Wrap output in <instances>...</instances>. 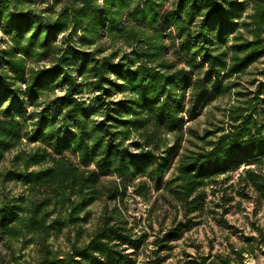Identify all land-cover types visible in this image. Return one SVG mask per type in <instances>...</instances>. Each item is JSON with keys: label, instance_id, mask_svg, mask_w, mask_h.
Returning <instances> with one entry per match:
<instances>
[{"label": "trees", "instance_id": "obj_1", "mask_svg": "<svg viewBox=\"0 0 264 264\" xmlns=\"http://www.w3.org/2000/svg\"><path fill=\"white\" fill-rule=\"evenodd\" d=\"M0 30V165L15 152L0 180L24 188L0 202V264H135L147 233L129 187L175 212L151 264L221 175L250 165L240 180L264 196V81L241 83L264 58V0H0ZM226 96V126L183 147L186 122Z\"/></svg>", "mask_w": 264, "mask_h": 264}, {"label": "rangeland", "instance_id": "obj_2", "mask_svg": "<svg viewBox=\"0 0 264 264\" xmlns=\"http://www.w3.org/2000/svg\"><path fill=\"white\" fill-rule=\"evenodd\" d=\"M4 35L0 30V47H3ZM264 58L251 68V75H246L242 80L243 86L254 89L246 81L256 79V83L264 81ZM63 92L57 91L56 94ZM96 93L87 90L77 96L85 100L88 106L94 104ZM120 95L117 94V97ZM233 103V97H220L204 107L194 118L186 122L183 133V147H190L193 142H198L194 136H202L207 131H213L218 126H226V111ZM30 107L26 113L30 112ZM33 143L23 140L21 147L29 148ZM15 152L5 155V160L0 165V169L10 166V159ZM250 166V165H249ZM240 165L233 171L221 175L217 183L206 188V198L196 211L188 215L189 226L183 231L180 239L171 242L168 250L158 253L162 262L160 264H199L200 257L208 256V261L216 254L226 255L230 258V264H264V196L254 190L253 187L243 186L246 182L240 180L244 169L249 167ZM253 165H251L252 167ZM172 169L166 174V178ZM264 173V168H262ZM24 188L18 183L2 182L0 180V202L4 198L20 196ZM158 193L152 191L149 201L143 200L132 193V187L128 188L124 197L126 214L128 218L135 219L136 229L146 230V236L141 244L136 257L135 264H151L148 261L153 259V244L155 236L161 229L169 224L172 216L175 215L168 204L154 198ZM153 202V207H152ZM101 203L94 202L90 205V222L81 227L80 240L85 239L92 229L97 216L101 211ZM152 209V211H151ZM150 211V215L148 212ZM181 212L177 218L180 219ZM150 218L152 229L148 227ZM79 229V228H78ZM165 229V228H164ZM262 236H260V232ZM71 240L75 239L76 229L68 227L63 231L65 234L59 235L53 240V244L64 250L67 249L68 242L66 233ZM140 232H137L139 234ZM249 250L235 254L237 250Z\"/></svg>", "mask_w": 264, "mask_h": 264}]
</instances>
